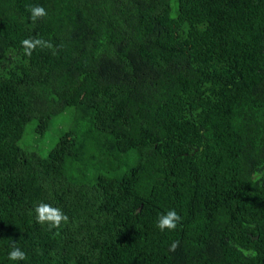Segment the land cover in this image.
<instances>
[{
	"label": "trees",
	"instance_id": "obj_1",
	"mask_svg": "<svg viewBox=\"0 0 264 264\" xmlns=\"http://www.w3.org/2000/svg\"><path fill=\"white\" fill-rule=\"evenodd\" d=\"M0 264H264V0H0Z\"/></svg>",
	"mask_w": 264,
	"mask_h": 264
},
{
	"label": "clouds",
	"instance_id": "obj_2",
	"mask_svg": "<svg viewBox=\"0 0 264 264\" xmlns=\"http://www.w3.org/2000/svg\"><path fill=\"white\" fill-rule=\"evenodd\" d=\"M30 12V18L33 22L38 19L47 16V11L43 6H27ZM21 45L24 49L26 56H31L33 51L37 48H49L52 49L53 45L50 41H45L41 38H27L21 41ZM37 222L40 224H48L50 227L59 228L62 223H67L69 217L63 213L59 208L53 207L49 204L41 203L35 208ZM181 216L175 210H169L166 214H161L158 218L157 227L164 231L175 230L181 221ZM179 242H174L171 245V249L175 251ZM247 255V253H245ZM9 259L11 260H24L26 254L19 248L13 247V250L9 253Z\"/></svg>",
	"mask_w": 264,
	"mask_h": 264
},
{
	"label": "rangeland",
	"instance_id": "obj_3",
	"mask_svg": "<svg viewBox=\"0 0 264 264\" xmlns=\"http://www.w3.org/2000/svg\"><path fill=\"white\" fill-rule=\"evenodd\" d=\"M73 107H68V109H66L65 111L68 113L66 117H63L65 114L62 113L60 116H57L54 120L53 123L51 125V127L49 128V130L46 132V134L44 135V138L42 137H38L37 141L36 139H34V144H37L36 146H42V149L39 150L41 153H43V155H47L48 151L51 149L52 145L56 142V140L65 132L67 131L72 123V114L71 111H73ZM70 110V111H69ZM36 121H34V123H30L27 126V130L26 133L23 137V139L21 140L22 144H25L27 137L29 136V134L31 133V129H32V125L35 124ZM88 126H86V124H81L79 129H81V132L87 128ZM80 132V133H81Z\"/></svg>",
	"mask_w": 264,
	"mask_h": 264
}]
</instances>
